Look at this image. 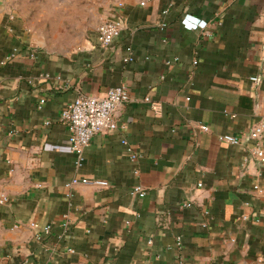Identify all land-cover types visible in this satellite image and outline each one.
Segmentation results:
<instances>
[{
    "label": "crops",
    "instance_id": "obj_1",
    "mask_svg": "<svg viewBox=\"0 0 264 264\" xmlns=\"http://www.w3.org/2000/svg\"><path fill=\"white\" fill-rule=\"evenodd\" d=\"M139 2L108 8L110 46L54 53L0 0V264H264V0ZM119 85L116 128L77 164L62 109Z\"/></svg>",
    "mask_w": 264,
    "mask_h": 264
},
{
    "label": "built area",
    "instance_id": "obj_2",
    "mask_svg": "<svg viewBox=\"0 0 264 264\" xmlns=\"http://www.w3.org/2000/svg\"><path fill=\"white\" fill-rule=\"evenodd\" d=\"M150 1L151 0H140L139 3L141 5H145ZM123 25V19L118 16L101 20L96 27L99 44L103 47L110 46L113 40L120 36L124 27ZM161 25L164 26L165 24L162 23ZM125 50L127 51V55L124 58V61L131 60V47L126 46ZM251 79L256 81L258 78L253 76ZM128 99L129 92L125 86H112L100 96L78 94L67 106L62 109L60 118L66 124L69 130L68 140L70 149L77 154V164L80 161L83 148L88 145L91 138L95 134L106 133L116 128L117 123L114 119L115 111L121 103L127 101ZM41 102H43V99ZM152 106L156 111L160 109V104L157 102H153ZM200 129L205 131L208 129V127L204 124H201ZM263 135L264 115L261 120L251 124L250 128L248 129V137L256 142L251 150V153L260 163H264V147L261 143ZM218 139L232 144H238L240 142V138L232 134L219 135ZM122 142L125 145L131 160H135L137 156L133 152L132 148L125 140ZM77 183H91L98 186H107V182L105 180L99 179L73 178L69 182V184ZM253 187L255 190L258 189L261 191L257 185H254ZM131 192L138 195L144 194V190L139 185L135 186ZM7 201V195L0 193V203H5ZM242 219H246V217L243 216ZM30 225L33 227L36 226L35 223H31ZM49 228L50 226L46 225L44 227V232H48ZM253 264H263V261L260 258H257Z\"/></svg>",
    "mask_w": 264,
    "mask_h": 264
},
{
    "label": "rangeland",
    "instance_id": "obj_3",
    "mask_svg": "<svg viewBox=\"0 0 264 264\" xmlns=\"http://www.w3.org/2000/svg\"><path fill=\"white\" fill-rule=\"evenodd\" d=\"M119 1L7 0V3L43 50L69 53L81 48L85 40L95 35L108 8Z\"/></svg>",
    "mask_w": 264,
    "mask_h": 264
}]
</instances>
